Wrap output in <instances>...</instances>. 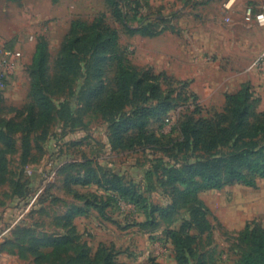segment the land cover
Returning a JSON list of instances; mask_svg holds the SVG:
<instances>
[{
    "label": "rangeland",
    "instance_id": "374dc122",
    "mask_svg": "<svg viewBox=\"0 0 264 264\" xmlns=\"http://www.w3.org/2000/svg\"><path fill=\"white\" fill-rule=\"evenodd\" d=\"M118 3L125 27L114 22L105 0H0V7L9 4L0 8V58L4 51L19 58L17 74L0 91V264H239L247 249L241 235L264 228V179L254 187L193 193L190 171L210 152L184 148L180 129L187 121L214 127L226 108L214 89L241 72V58L214 66V56L155 55L164 41L127 29L167 30L185 50L180 34L193 17L186 2ZM101 15L118 36L105 59L86 51L65 56L71 24H91ZM76 36L82 49L89 35ZM41 41L46 62L34 88L29 66ZM114 56L128 59L136 78L120 99ZM260 57L244 84L258 100L257 113L264 111ZM146 97V107L159 106L128 148L126 137L115 138L114 124L137 118ZM86 179L92 183L84 186ZM118 183L136 206L106 191Z\"/></svg>",
    "mask_w": 264,
    "mask_h": 264
},
{
    "label": "trees",
    "instance_id": "16d2710c",
    "mask_svg": "<svg viewBox=\"0 0 264 264\" xmlns=\"http://www.w3.org/2000/svg\"><path fill=\"white\" fill-rule=\"evenodd\" d=\"M105 3L114 22L125 27L124 15L119 8L118 0H105ZM78 32L89 35L86 39L87 45L82 49L80 46L83 38L76 36ZM127 32L132 36L154 37L158 35L136 28H129ZM117 37V31L105 25L103 15L94 19L91 24L73 22L70 37L64 48V55L70 58L73 54L79 55L86 51L91 52L92 56H99V60H104L103 52L108 46H115L113 43L117 41ZM113 59L117 62L116 84L120 95L118 99H120L136 85L135 72L128 59L123 56L118 58L114 56ZM45 62L46 44L41 41L35 47L29 66L32 70L34 88L39 84ZM69 64V60L64 64L66 71H69ZM97 94L98 92H95L94 96ZM39 95L41 104L47 105L46 98L40 93ZM149 100L150 97H146L142 104H147ZM224 101L226 108L214 120V127L209 122L192 125L187 121L181 125L180 144L184 148L188 151L210 152V156L205 159V164L190 171V185L194 186L193 193L200 190H220L235 184L254 187L257 179H264V111L256 112L258 100L253 99V94L247 85L241 86L240 90L234 94L225 95ZM158 106L146 107L144 105L135 113L137 118L119 119L114 124L115 138L121 142L122 138L126 137L128 148L136 146L134 143L137 144L143 137L146 122L155 116ZM217 123L221 126L216 125ZM3 138L4 134L0 130V140ZM221 149H228L229 153L217 154ZM194 179H198L199 182L195 183ZM90 183L92 182L89 179L83 181L84 186ZM94 184L99 186L100 181ZM106 191L136 206L135 201L130 199L131 196L123 193L119 183L115 186H108ZM241 242L247 246V249L242 254L239 264H264V228L246 229L241 235Z\"/></svg>",
    "mask_w": 264,
    "mask_h": 264
},
{
    "label": "crops",
    "instance_id": "0c3cea01",
    "mask_svg": "<svg viewBox=\"0 0 264 264\" xmlns=\"http://www.w3.org/2000/svg\"><path fill=\"white\" fill-rule=\"evenodd\" d=\"M184 2L186 11L193 14L188 20L187 28H183L180 34V38L187 41V47L185 50L176 48L173 42L178 37L165 30L160 33L162 35L148 37L156 44L164 41V47L153 52L155 55L186 58L193 56L198 59L214 56L216 62L214 66L226 58L240 57L241 72L227 78L214 89V96L224 99L225 95L236 93L241 86L253 79L254 62L258 56L264 54V31L246 24L243 19L246 7L264 11V0H184ZM8 7L9 4H2L0 8L8 10Z\"/></svg>",
    "mask_w": 264,
    "mask_h": 264
},
{
    "label": "built area",
    "instance_id": "2783aa9c",
    "mask_svg": "<svg viewBox=\"0 0 264 264\" xmlns=\"http://www.w3.org/2000/svg\"><path fill=\"white\" fill-rule=\"evenodd\" d=\"M244 22L258 28H264V13L252 7H246L243 14ZM19 58L11 51H4L0 58V91L12 80L18 71ZM256 68L264 71V57L256 62ZM167 121V120H166Z\"/></svg>",
    "mask_w": 264,
    "mask_h": 264
}]
</instances>
